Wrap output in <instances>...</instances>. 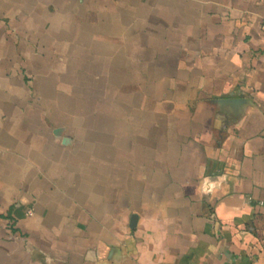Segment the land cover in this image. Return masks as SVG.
Masks as SVG:
<instances>
[{"label":"crops","instance_id":"crops-1","mask_svg":"<svg viewBox=\"0 0 264 264\" xmlns=\"http://www.w3.org/2000/svg\"><path fill=\"white\" fill-rule=\"evenodd\" d=\"M263 21L0 0V264H264Z\"/></svg>","mask_w":264,"mask_h":264},{"label":"built area","instance_id":"built-area-1","mask_svg":"<svg viewBox=\"0 0 264 264\" xmlns=\"http://www.w3.org/2000/svg\"><path fill=\"white\" fill-rule=\"evenodd\" d=\"M260 31H261V34H262V39L264 41V21L260 24ZM30 213V212H29Z\"/></svg>","mask_w":264,"mask_h":264},{"label":"rangeland","instance_id":"rangeland-1","mask_svg":"<svg viewBox=\"0 0 264 264\" xmlns=\"http://www.w3.org/2000/svg\"><path fill=\"white\" fill-rule=\"evenodd\" d=\"M29 213V212H28Z\"/></svg>","mask_w":264,"mask_h":264}]
</instances>
